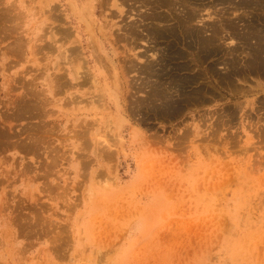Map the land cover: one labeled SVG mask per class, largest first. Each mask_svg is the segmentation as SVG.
<instances>
[{"label":"rangeland","instance_id":"rangeland-1","mask_svg":"<svg viewBox=\"0 0 264 264\" xmlns=\"http://www.w3.org/2000/svg\"><path fill=\"white\" fill-rule=\"evenodd\" d=\"M173 1L0 0V264H264V0Z\"/></svg>","mask_w":264,"mask_h":264},{"label":"bare ground","instance_id":"bare-ground-1","mask_svg":"<svg viewBox=\"0 0 264 264\" xmlns=\"http://www.w3.org/2000/svg\"><path fill=\"white\" fill-rule=\"evenodd\" d=\"M109 1H110V0H109ZM133 1H134V0H133ZM172 1H173V0H172ZM181 1H182V0H181ZM115 2H116V1H115ZM136 2H137V1H136ZM173 2H174V1H173ZM178 2H179V1H178ZM71 3H72V2H71ZM105 3H106V2H105ZM132 3H133V2H132ZM141 4H142V2H141ZM171 4H172V3H171ZM183 4H184V3H183ZM185 4H186V2H185ZM91 5H92V4H91ZM135 5H136V4H135ZM137 5H139V4H137ZM143 5H144V4H143ZM175 5H177V4H175ZM175 5H174V6H175ZM113 6H114V5H113ZM113 6H112V7H113ZM144 6H145V5H144ZM169 6H170V5H169ZM185 6H186V5H185ZM190 6H191V5H190ZM71 7H72V9H73L74 11H76V10H75V8H76L75 4H72ZM90 7H91V6H90ZM114 7H115V6H114ZM187 7H188V6H187ZM192 7H193V6H192ZM234 7H235V6H234ZM166 8H167V7H166ZM169 8H170V7H169ZM172 8H173V7H172ZM174 8H175V7H174ZM236 8H237V7H236ZM45 9H46V8H45ZM50 9H51V8H50ZM52 9H53V8H52ZM108 9H109V7H108ZM195 9H196V8H195ZM240 9H242V8H240ZM54 11H55V9H54ZM91 11L94 12L93 9H91ZM176 11H177V10H176ZM225 11H226V10H225ZM61 12H62V11H61ZM178 12H179V11H178ZM231 12H232V11H231ZM257 12H258V11H257ZM51 13H53V12H51ZM118 13L121 14V13H122V10H120ZM124 13H125V12H124ZM179 13H180V12H179ZM179 13H178V14H179ZM192 13H193V12H192ZM195 13H196V12H195ZM54 14H55V13H54ZM92 14H93V13H92ZM175 14H177V13H175ZM180 14H181V13H180ZM182 14H183V13H182ZM55 15H57V14H55ZM116 15H117V14H116ZM169 16H170V18H171V15H169ZM62 17H64V16H62ZM140 17H141V16H140ZM184 17H185V16H184ZM79 18H80V17H79ZM168 19H169V18H168ZM171 19H172V18H171ZM248 19H249V18H248ZM140 20H141V19H140ZM198 21H199V20H198ZM63 22H64V21H63ZM140 22H141V21H140ZM190 22H191V21H190ZM195 22H196V21H194V23H195ZM199 22H200V21H199ZM199 22H198V23H199ZM144 23H145V22H144ZM171 23H172V22H171ZM191 23H192V22H191ZM201 23H202V22H201ZM219 23H221V22H219ZM219 23H218V24H219ZM138 24H139V23H138ZM141 24H142V23H141ZM188 24H190V23L188 22ZM88 25H89V24H88ZM130 25H131V24H130ZM148 25H149V24H148ZM185 25H187V24H185ZM199 25H200V24H199ZM65 26H66V25H65ZM125 26H126V25H125ZM125 26H124V27H125ZM188 26H190V25H188ZM223 27H225V26H223ZM88 28H89V27H88ZM189 28H190V27H189ZM218 28H219V27H218ZM220 28L222 29V27H220ZM238 28H239V27H238ZM66 29H67V28H66ZM126 29H127V27H126ZM135 29H136V27H135ZM135 29H134V30H135ZM137 29L139 30L138 27H137ZM140 29H141V27H140ZM193 29H194V27H193ZM50 30H51V29H50ZM223 30H225V29H223ZM226 31H227V30H226ZM228 31H229V30H228ZM58 32H59V31H58ZM128 32H129V31H128ZM65 33H67V31H65ZM124 33H125V32H124ZM124 33H123V34H124ZM227 33H228V32H227ZM254 33H255V32H254ZM68 34H69V33H68ZM68 34H66V35H68ZM88 34H89V33H88ZM228 34H229V33H228ZM56 35H57V34H56ZM66 35H63V36H66ZM92 35H93V34H92ZM124 35H125V34H124ZM124 35H123V36H124ZM127 35H129V34H126V37H127ZM61 36H62V35H61ZM68 36H69V35H68ZM68 36H67V37H68ZM121 36H122V35H121ZM129 36H130V35H129ZM132 36H133V35H132ZM228 36H229V35H228ZM67 37H66V38H67ZM93 37H94V35H93ZM93 37H92V38H93ZM124 37H125V36H124ZM244 37H246V36H244ZM61 38H62V37H61ZM61 38H60V39H61ZM110 38H111V37H110ZM133 38H134V37H133ZM152 38H153V37H152ZM46 39H47V38H46ZM60 39H59V40H60ZM131 39H132V38H131ZM131 39H130V40H131ZM218 39H219V38H218ZM61 40H63V39H61ZM65 40H67V39H65ZM152 40H153V39H152ZM152 40H151V41H152ZM219 40H221V39H219ZM229 40H230V39H229ZM233 40H234V39H233ZM62 42H63V41H62ZM140 42H141V41H140ZM242 42H243V41H242ZM44 43H45V42H44ZM147 43H149V42H147ZM241 44H242V43H241ZM62 45H63V44H62ZM150 45H151V44H150ZM230 45H231V44H230ZM47 46H48V45H47ZM131 46H132V45H131ZM134 46H135V45H134ZM134 46H133V47H134ZM241 46H242V45H241ZM254 47H255V46H254ZM42 48H43V47H42ZM46 48H47V47H46ZM39 49H41V48H39ZM44 49H45V48H44ZM51 49H52V48H51ZM241 49H242V48H241ZM66 50H67V49H66ZM64 51H65V50H64ZM240 51H241V50H240ZM247 51H248V50H247ZM62 52H63V51H62ZM62 52H61V53H62ZM131 52H132V51L130 50L129 53H131ZM163 52H164V51H163ZM243 52H244V51H243ZM243 52H242V53H243ZM64 53H66V51H65ZM231 53L233 54V51H232ZM239 53H240V52H239ZM72 54H74V53H72ZM132 54H133V52L131 53V55H132ZM135 54H136V53H135ZM63 55H64V54H63ZM124 55H125V54H124ZM133 55H134V54H133ZM133 55H132V56H133ZM155 55H156V54H155ZM64 56H65V55H64ZM71 56H72V55H71ZM134 56H135V55H134ZM134 56H133V57H134ZM136 56H137V55H136ZM136 56H135V57H136ZM244 56H246V55H244ZM252 56H253V55H252ZM262 56H264V54H263ZM78 57H79V56L77 55V58H78ZM79 59H80V58H79ZM126 59H127V58H126ZM130 59L132 60V57H131ZM133 59H136V60H137V58H133ZM138 59H140V58H138ZM73 60H74V59H73ZM76 60H77V59H76ZM76 60H75L74 63H76ZM82 60H83V58H82ZM140 60H141V59H140ZM66 61H68V60H66ZM122 61H123V60H122ZM133 61H134V60H133ZM145 61H146V60H145ZM239 61H240V60H239ZM83 62H85V61H83ZM124 62H125V60H124ZM129 62H131V61L129 60ZM138 62H139V61H138ZM154 62H155V61H154ZM231 62H232V61H231ZM158 63H159V62H158ZM72 64H73V63H72ZM79 64H80V63H79ZM133 64H135V63H133ZM238 64H239V63H238ZM76 65H77V63H76ZM130 65H131V64H130ZM243 65H244V64H243ZM243 65H242V66H243ZM73 66H75V64H74ZM73 66H72V68H73ZM131 66H132V65H131ZM136 66H138V65H136ZM231 66H232V65H231ZM85 67H86V66H85ZM225 67H226V66H225ZM225 67H224V68H225ZM244 67H245V66H244ZM72 68H71V69H72ZM86 68H87V67H86ZM131 68H132V67H131ZM75 69H76V70H75ZM75 69H73V70H75V75L78 76L79 78H80V77L83 78L84 76H82V74H84L85 72H84V73H83V72L80 73V72H79V67H78V68H75ZM134 69H135V68H134ZM122 70H123V69H122ZM124 70H125V69H124ZM124 70H123V71H124ZM137 70H138V69H137ZM145 70H146V69H145ZM59 71H61V70H59ZM59 71H58V72H59ZM64 71H65V69H64ZM66 71H67V70H66ZM88 71H89V70H88ZM86 72H87V71H86ZM224 72H225V71H224ZM248 72H249V71H248ZM125 73H126V72H125ZM63 74H64V72H63ZM65 74H67V73H65ZM65 74H64V78H65V76H66ZM90 74H91V73H90ZM90 74H89V76H90ZM122 74H123V76H124V73H123V72H122ZM122 74H121V75H122ZM84 75H85V74H84ZM87 75H88V74H87ZM87 75H86V76H87ZM96 76H97V75H92V74H91V78L87 77V79L89 78V80H91V84L94 85L95 87H96V85H99V84H100V83L97 81V77H96ZM141 76H142V74H141ZM54 77H55V76H54ZM54 77H53V78H54ZM60 77H61V76H60ZM60 77H59V78H60ZM59 78L57 77V79H59ZM64 78H63V79H64ZM79 78H78V79H79ZM85 78H86V77H84L83 79H85ZM55 79H56V78H55ZM57 79H56V80H57ZM66 79H67V77H66ZM66 79H65V80H66ZM83 79H82V81H83ZM87 79H86V80H87ZM150 79H151V78H150ZM57 81H58V80H57ZM57 81H55V82H57ZM80 81H81V80H80ZM80 81L77 80L78 83H80ZM84 81H85V80H84ZM262 81H263V80H262ZM52 82H53V81H52ZM52 82H51V83H52ZM55 82H54V83H55ZM64 82H65V81H64ZM86 83H88V82L86 81ZM152 83H153V82H152ZM55 84H56V83H55ZM76 84H77V83H76ZM83 84H84V82H83ZM70 85H71V84H70ZM78 85H80V84H78ZM78 85H77V86H78ZM145 85H146V84H145ZM81 86H82V85H81ZM171 86H172V85H171ZM255 87H256V86H255ZM59 88H60V87H59ZM141 88H142V87H141ZM152 88H153V87H152ZM261 89H262V88H261ZM243 90H244V89H243ZM114 95H115V94H114ZM176 95H177V94H176ZM100 96H101V95H100ZM151 96H152V95H151ZM96 97H97V96H96ZM102 97H103V96H102ZM153 97H154V96H153ZM91 99H92V98H91ZM67 100H68V98H67ZM98 100H99V99H98ZM48 101H49V100H47V102H48ZM158 101H159V100H158ZM158 101H156V102H158ZM63 102H64V101H63ZM95 102H96V101H95ZM95 102H94V103H95ZM62 105H63V104H62ZM236 106H237V105H236ZM118 108H119V107H118ZM55 125H56V124H55ZM118 126H120V125H118ZM116 128H117V127H116ZM117 129H118V128H117Z\"/></svg>","mask_w":264,"mask_h":264}]
</instances>
